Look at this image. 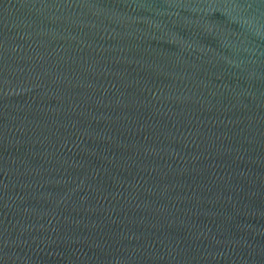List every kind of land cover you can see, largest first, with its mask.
<instances>
[{
  "label": "water",
  "instance_id": "water-1",
  "mask_svg": "<svg viewBox=\"0 0 264 264\" xmlns=\"http://www.w3.org/2000/svg\"><path fill=\"white\" fill-rule=\"evenodd\" d=\"M0 264H264V0H0Z\"/></svg>",
  "mask_w": 264,
  "mask_h": 264
}]
</instances>
